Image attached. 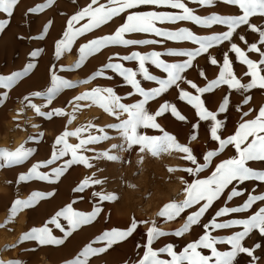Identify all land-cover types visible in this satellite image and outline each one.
Wrapping results in <instances>:
<instances>
[{
	"label": "rangeland",
	"instance_id": "rangeland-1",
	"mask_svg": "<svg viewBox=\"0 0 264 264\" xmlns=\"http://www.w3.org/2000/svg\"><path fill=\"white\" fill-rule=\"evenodd\" d=\"M194 15L206 18L212 15L221 17H233L243 13L237 6L229 5L214 0L211 6H201L194 0H182ZM48 0H19L13 10L12 16L0 14V20H6L7 26L0 31V77H9L16 73L23 74L10 87H0V97H5L0 103V151H15L23 146L30 155L22 163L12 166H4L0 160V264H69L79 252L89 243L97 240L103 232L112 229L125 230L134 220L137 228L125 241L113 245L107 252L99 256L91 257L89 264H137L142 257L147 244V233L150 227L168 233L153 242L156 250L171 245L177 253L182 252L187 244L195 242L205 232L208 225V233L217 239H227L238 231H243L242 226L233 228L212 229L213 220L216 223H228L232 220L248 219L254 215L264 201H256L251 208L242 213H228L217 217L216 213L221 208L240 207L249 195H264V183L260 181H234L229 185L218 200L200 218V223L194 225L183 236H175L174 233L182 228L187 216L197 211L200 205H193L181 212L180 216L173 220H167L159 215L166 204H180L186 198L185 188L196 179H207L215 170L216 165L236 155L235 148L229 145L212 158L203 172L191 175L184 169L195 165L184 158L185 154L172 150L153 156L147 151L141 152L139 145H133L131 149L114 128L121 120L127 119V114L110 116L98 106L91 105L88 101H80L79 108H74V98L92 89L111 88L116 95L121 97L122 103H137L143 97L135 94L131 86L122 76L110 68L105 67L109 63H119L125 68H131L137 72V80L145 91H151L159 87L155 81H146L139 75V63L136 60H123L121 57L131 56L132 53L148 55L152 52L161 53L160 59L168 64L186 62L187 56L167 55L169 52L194 51L199 45L190 40H171L160 37L154 33L133 32L126 33L124 38L129 40H154L153 44L135 45H110L93 56L84 60L80 67H75L79 60V48L90 40L104 36H110L121 27L127 16L132 13L159 12L165 15H180L181 10L167 6L140 5L135 9H128L119 16L92 31L79 36L71 45L70 50L65 51L57 58L56 43L63 39L67 30L68 20L92 4V0H54L50 6L42 11L33 12L47 5ZM100 4L108 5V0H98L92 7ZM88 23V18L74 24V28H80ZM250 23L264 30V17H252ZM155 27L165 32H177L186 29L198 37L221 35L226 32V25L213 24L211 27H203L192 21L156 22ZM45 29H47L45 31ZM240 37H244L243 40ZM255 43L258 49L264 50V45L259 43V34L253 33L248 25H242L236 29L229 41L215 45L207 52L192 60V66L181 73L182 79L177 82L179 87L173 85L167 91L161 93L154 100H150L145 108L152 114L159 110L160 106L168 103L184 116L183 121L178 120L171 112H166L157 117V123L165 132L176 137L178 143L193 150L197 163L203 164V156L208 151H218L219 143L211 139V121H202L196 115V109L186 101L179 98L181 90L190 95H200L204 106L215 113L217 120L221 121L220 135L227 139L234 135L243 121L252 120L258 115L259 109L264 107V89H251L247 92L229 89L226 84H221L211 92L199 94L190 87L186 81H190L197 87H206L207 84L218 78L223 67L225 55H227L233 73L241 81L248 83L250 77L245 75L247 66L240 63L236 54L231 51V45L236 44L246 56L259 63L260 52H249L248 48ZM36 53L35 56L32 54ZM215 59L216 64L211 61ZM33 65L26 73L24 69ZM149 74L158 80L167 79V73L155 64L145 63ZM71 69V70H68ZM103 74L97 76L96 73ZM200 73H203L202 76ZM62 77L76 85L71 89H65L48 102L47 89L51 87L53 75ZM95 76V79L91 77ZM89 80L88 83L83 81ZM39 93L40 95H36ZM28 99H25V98ZM227 97L228 105L221 112L220 105ZM248 100L245 103V100ZM40 109L37 114L35 109ZM56 109L62 110L65 115L54 114ZM247 112L248 115L243 114ZM52 113L51 118L46 114ZM74 117V118H73ZM71 119V123L69 120ZM93 125L81 134V138L88 135H105L96 144L88 146V151H81V155L90 158L91 168L82 164H72L59 177L53 172L71 160V154L57 159L51 164L56 138L64 131H75L86 125ZM98 129H103L101 133ZM141 134L150 136L163 135L157 129H139ZM196 136L192 140V136ZM68 143L77 144L79 139L69 137ZM115 146V147H113ZM109 152L118 159L109 161L100 156ZM96 157L95 159H92ZM44 165L38 169L48 180L36 178L18 182L21 175H27L33 165ZM248 166L257 171H264V162L250 161ZM172 169V171H169ZM100 180V184H90L83 191H77L80 184L86 179ZM235 189L242 193L241 196L228 200V195ZM33 193H41L44 199L34 203V206L17 210L14 218L9 221L12 205L16 200H27ZM93 193L112 195L116 199L102 201ZM71 205L75 211L89 214L94 208H100L99 215L91 224L76 230L65 238L64 233L55 227L48 225L52 234L58 239H63L60 245H39L35 240L21 237L33 228L43 227L55 214ZM61 226L68 231L67 221L60 218ZM243 246L252 250V256L240 254L234 264H264V237L257 231L250 233L242 242ZM256 245H260L256 247ZM106 246L103 241L93 247ZM218 251H230L227 244L216 245ZM203 255H211L210 250L200 249ZM161 259H170L167 254H161Z\"/></svg>",
	"mask_w": 264,
	"mask_h": 264
},
{
	"label": "snow or ice",
	"instance_id": "snow-or-ice-1",
	"mask_svg": "<svg viewBox=\"0 0 264 264\" xmlns=\"http://www.w3.org/2000/svg\"><path fill=\"white\" fill-rule=\"evenodd\" d=\"M19 0H0V14H6L7 16L13 15V10L17 6ZM195 3L201 6H211L214 0H194ZM221 2L229 5H234L239 8L243 13L233 17H221L219 15H212L206 18H201L198 15H194L193 12L185 6L182 0H108V5L100 4L98 7L93 8V4H97L98 0H92V4L85 7L82 11L72 16L67 22V30L63 34V39L56 43V56L59 58L63 52L70 50L73 42L86 32L92 31L94 28H98L113 17L119 16L121 13L128 9H135L140 5H154V6H167L173 9L181 10L180 15H165L159 12H145V13H132L127 16V21L119 27L113 35L104 36L97 39L90 40L87 44L82 45L79 48V60L75 67H80L82 62L89 56H93L100 52L102 49L110 45H135V44H153L157 43L154 40H129L125 39L126 33L142 32V33H154L157 36L165 37L171 40H190L194 44L199 45L194 51L188 52H169L167 55L173 56H187L189 59L184 63L168 64L160 59L161 53L152 52L148 55H140L139 53H132L131 56L121 57L123 60H136L139 63V75L146 81H155L159 87L152 89L151 91H145L141 87L140 81L137 80L138 73L131 68H125L121 64L109 63L105 67L112 69L131 86L135 94L143 99L137 103L127 104L121 102V97L116 95L113 89H92L90 92L76 96L73 104L74 108H79L80 101H88L91 105L98 106L103 109L105 113L110 116H115L118 120L123 114H127V119L121 120L118 125H114L122 138L124 139L127 148L131 149L133 145H139L140 151H147L153 156H157L162 152H170L175 150L177 152L185 154L184 158L191 161L194 168L189 167L184 169L185 172L196 175L203 172L204 168L208 166L212 158L219 155L220 151H223L225 147L232 145L235 148L236 155L233 158L227 159L216 165L215 170L211 176L207 179H196L191 184H188L185 188L186 198L180 204L169 203L164 206L159 215L165 217L167 220H173L180 216L181 212L185 209L192 207L193 205H200L197 211H194L191 215L187 216L182 228L177 230L175 236H183L194 225L200 223V218L205 212L213 205V202L218 200L221 193L231 185L234 181L243 183L245 181H260L264 183V171L254 170L248 166L250 161L264 162V107L259 109L258 115L252 120L241 122L234 135L229 136L227 139L222 138L219 134L222 128L221 121L217 120L215 113L209 111L204 106V101L201 100L200 95H190L183 90L179 93V98L186 101L193 108L196 109V115L202 121H211V139L219 143L218 151H208L204 156L203 164L197 163V158L193 155V150L187 146H183L177 142L176 137L165 132L163 128L157 123V117L162 116L166 112H171L178 120L183 121L184 116L177 112V109L165 103L160 106L159 110L154 114L150 113L145 105L150 100H154L161 93L167 91L173 85H176L178 81L182 79L181 73L192 66V60L200 56L202 53L208 51V49L222 43L223 41H229L236 29L242 25H248L253 33L259 34V43L264 45V30H261L255 25L250 23L252 17H264V0H221ZM54 3V0H48L47 5H42L37 9H30V11L37 12L42 11L44 7L50 6ZM88 18V23L80 28H74V24L80 20ZM176 21H192L197 25L203 27H211L213 24L226 25L227 31L221 35H212L207 37H198L193 35L192 32L186 29H180L177 32H165L155 27L156 22H176ZM7 26L6 20H0V31H3ZM47 29H45L46 31ZM241 40L244 37H240ZM231 51L236 54L240 63L247 66V72L245 75L251 79L248 83H241V81L233 73L232 65L225 55L223 61V67L220 69L217 79L209 82L206 87H197L196 84L186 81L190 84V87L195 89L197 93L203 94L211 92L213 89L218 88L221 84H226L229 89H235L238 91L247 92L251 89L259 88L264 89V50L258 49L255 43L251 44L248 48L249 52H260L261 59L259 63L249 59L245 52L242 51L236 44L231 45ZM33 56L36 53L32 54ZM150 62L155 64L167 73V79L158 80L155 76L150 75L148 69L145 67V63ZM212 64H216L217 61L213 59ZM33 65L29 64L24 72L26 73ZM71 70V69H68ZM103 72H97L96 75H102ZM202 76L203 73H200ZM23 74L16 73L9 77H0V87H10L17 79L21 78ZM95 79V76L91 77ZM89 80L83 81L88 83ZM76 87L75 84L63 79L60 76L53 75L51 77V87L47 89L48 102L51 103L58 93L65 89H71ZM36 95H40L37 93ZM5 97H0V103L3 102ZM25 99H28L27 97ZM248 100H245L247 103ZM228 105L227 97L224 98L223 103L220 105V111L224 112ZM37 114H41L40 109L31 105ZM55 115H65L62 110L56 109ZM48 118H51L52 113L46 114ZM247 116L248 113L243 114ZM74 118V117H73ZM71 123V119L69 120ZM93 125L89 124L81 128H77L75 131H64L63 134L56 138L54 148L59 145L60 147L53 152L52 159L47 163L51 164L57 159L71 154V160L67 161L61 168L56 169L52 175L59 177L67 170L72 164H82L87 168H91L92 164L89 162L90 158L81 155V151H88V146L96 144L103 139H108L107 136H93L88 135L87 138H81V134L87 131L88 128H92ZM139 129H157L162 132L163 135L150 136L147 134H141ZM101 133L103 129H98ZM69 137H76L79 139V143L73 145L68 143ZM192 140L196 139V136L191 137ZM115 147V146H113ZM30 151H27L21 146L15 151H0V160H3L4 166H12L22 163L30 155ZM101 157L115 161L118 158L104 152L100 154ZM93 157L92 159H95ZM44 165H33L27 175H21L18 182L27 181L31 178L40 180H48L47 175H43L38 172V169ZM172 171V169H169ZM100 180H92L86 178L79 186L77 191H83L90 184H100ZM93 195L99 196L104 201H112L116 199L112 195L93 193ZM242 193L233 189L228 195V200H232L233 197L241 196ZM45 196L41 193H33L27 200H16L12 205L9 221L14 218V214L17 210H23L34 206L35 202L44 199ZM256 201H264V195H249L247 200L240 207L221 208L217 213V217L225 216L228 213H242L246 212ZM101 209L94 208L89 214L75 211L71 205L65 207L61 211L57 212L43 227L33 228L28 233H25L20 239L21 242L25 239L35 240L39 245H60L64 243L63 239H58L52 234L48 225H55L65 238L72 235L73 232L82 228L85 225L91 224L92 221L99 215ZM60 218L67 221L68 231L61 226ZM235 226H242L243 231H238L234 235L227 237V239H217L210 235L207 231L208 225H205V232L195 242L187 244L182 252L177 253L173 250L171 245L154 249L153 242L162 236L168 235V233L158 230L155 226L150 227L147 233V244L144 246L145 250L142 257L138 260L137 264H234L237 257L240 254H247L252 256V250L243 246L245 237H248L250 233L257 231L260 236L264 237V207H261L254 215H251L248 219L232 220L228 223H216L213 220L210 227L212 229H225L233 228ZM137 228V223L133 220L130 226L125 230L112 229L110 231L103 232L102 236L97 240L87 244L79 252L77 257L69 262V264H89L91 257L99 256L105 253L113 245L121 243L127 240ZM101 241L106 246L93 247L94 244H99ZM227 244L231 247L230 251H218L216 245ZM260 245H256L259 247ZM200 249H208L211 255H203ZM167 254L170 259H161V254Z\"/></svg>",
	"mask_w": 264,
	"mask_h": 264
}]
</instances>
